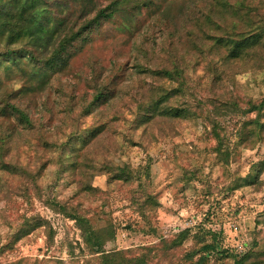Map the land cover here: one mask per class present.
Here are the masks:
<instances>
[{
    "label": "rangeland",
    "instance_id": "rangeland-1",
    "mask_svg": "<svg viewBox=\"0 0 264 264\" xmlns=\"http://www.w3.org/2000/svg\"><path fill=\"white\" fill-rule=\"evenodd\" d=\"M111 1L44 3L53 15L67 11L74 30ZM209 3L118 0L113 16L66 47L63 65L44 63L52 47L0 57V153L11 159L0 171V263L90 257L77 222L57 205L71 198L68 213L102 230L105 250L137 254L178 237L149 264H264V125L247 110L264 99V66H224L210 80L220 48L207 35L217 30L190 21ZM173 65L186 69L184 85L152 73ZM34 66L44 71L31 78ZM99 91L110 95L89 107ZM257 116L264 124V109ZM213 120L228 155L217 150Z\"/></svg>",
    "mask_w": 264,
    "mask_h": 264
},
{
    "label": "trees",
    "instance_id": "trees-1",
    "mask_svg": "<svg viewBox=\"0 0 264 264\" xmlns=\"http://www.w3.org/2000/svg\"><path fill=\"white\" fill-rule=\"evenodd\" d=\"M90 1L91 0H85V2ZM214 1H216L217 6H213ZM256 1L257 0H212V3L208 5L209 7L206 6L202 13L192 11L195 18H190L191 25L193 23L205 22L207 23V30L211 28L217 30L216 34L206 33L210 39L212 38V42L216 43V46L220 48L216 49L219 53L216 54V64L214 65L210 77L212 82L213 78L218 74V68H220V72H222L224 66L230 71H234L236 68H238V70L260 69L264 66V9H260ZM117 3L118 0L111 1L106 6L98 9L91 19L86 20L73 30L72 25L68 24V15L70 14L66 15L67 11L64 9L63 11H58L54 15L51 14L44 0H0V57L7 56L9 59L15 60L19 56L18 53L22 52V49H32V51H28V54L32 57L34 56L33 50L42 52L52 47L53 51L45 59L44 63L51 64L52 68H55L57 64L63 65L65 62L64 53L66 47L81 36L83 32L87 31L92 24H97L100 18L113 16L114 12L118 11V6H116ZM82 4L86 5L84 0H82ZM218 5L223 6L221 12L220 9L217 8ZM61 6L64 5L62 4ZM215 9L219 13H217ZM81 15H85L84 11L79 13L78 17ZM225 16H229L228 18L230 19L227 20ZM219 17L222 19L218 20ZM15 44H17L16 47H14ZM23 46H27L28 48H24ZM212 50L213 48L207 49V52L210 53ZM42 60L43 58L41 61ZM19 69L21 70L23 67H19ZM43 71V69L39 71L38 67L34 66V68L30 70V77L34 78ZM152 73L156 75L159 74L158 76L166 79H179L180 85H184V79L188 78L186 69L184 67L179 68L176 65L161 68V70H153ZM109 95H107V91H99L97 97L89 103V107H94L101 101V98H106ZM151 104L152 105L148 106V109L155 107L153 103ZM155 104L157 106V103ZM247 104H249L247 110H255L257 112L255 113L256 117L253 118L254 125L263 126V122L257 119V114L264 109V99L257 103L250 102L249 100ZM237 108L239 109V107ZM14 110L17 109L15 108ZM19 114L24 121L27 120V116L21 111ZM178 114L179 109H175L174 115ZM144 116H146V114ZM244 124H246V122H244ZM217 127L218 124L213 120L212 133L216 139L217 150H219L221 154L228 155L229 151L227 149L220 148L222 144L226 143V139L220 135ZM85 129H89L91 133H94L93 139L94 137L97 138L98 133H100L98 130L99 128L90 129L86 127ZM64 144L65 141L62 143L60 142V145ZM6 155V150L1 151L0 171L2 172L8 170L11 166V159L7 158ZM73 168H78L76 159L73 162ZM120 170L123 172V169ZM1 177L0 175V178ZM81 184L83 190H91L92 188L89 184ZM83 190H79V193ZM70 200L71 198L59 200L57 205L63 213L75 219L80 228L82 240L91 254L90 257L83 258L81 262L75 258L74 261L76 264H149V260L155 254H159L157 250H160L162 247L167 254L171 253L179 241L177 239L178 237L169 239L162 238L155 245L150 246L151 248H145L144 251H140L137 254L131 249L105 250L102 248L103 239L99 233L102 232V230L92 227L88 219L82 214L72 213L71 215L68 213L69 207H71L73 203ZM107 231L109 234H113L111 225L106 227L105 232ZM183 234V232L180 233L181 237ZM0 264H17V262H2ZM234 264L244 263L242 259H239Z\"/></svg>",
    "mask_w": 264,
    "mask_h": 264
}]
</instances>
